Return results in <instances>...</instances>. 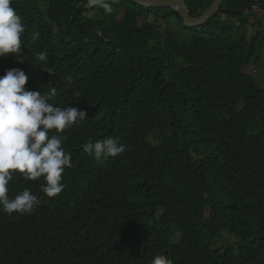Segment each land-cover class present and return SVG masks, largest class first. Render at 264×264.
Here are the masks:
<instances>
[{
	"label": "trees",
	"instance_id": "obj_1",
	"mask_svg": "<svg viewBox=\"0 0 264 264\" xmlns=\"http://www.w3.org/2000/svg\"><path fill=\"white\" fill-rule=\"evenodd\" d=\"M185 1L196 18L214 0ZM105 2L111 13L12 0L25 32L0 76L21 69L26 90L56 88V106L87 116L60 133L72 165L61 194L12 174L8 195L28 188L40 204L0 211V264H264V86L246 72L264 66L253 20L264 1L225 0L227 21L195 28L171 7ZM107 137L126 151L100 161L83 151Z\"/></svg>",
	"mask_w": 264,
	"mask_h": 264
},
{
	"label": "clouds",
	"instance_id": "obj_2",
	"mask_svg": "<svg viewBox=\"0 0 264 264\" xmlns=\"http://www.w3.org/2000/svg\"><path fill=\"white\" fill-rule=\"evenodd\" d=\"M12 0H0V56L21 54V36L25 25ZM89 7L98 6L106 13L112 7L105 0H87ZM47 53L40 52L37 60L44 71L54 74L46 66ZM28 76L21 69H9L0 76V211L8 214H30L40 204L37 195L25 188L11 198L9 181L13 173L23 174L28 180L43 177L41 191L50 198L57 197L66 187L62 175L71 167V155L62 147L66 137L60 135L87 113L79 107H59L53 103L56 88L41 94L26 90ZM53 130L55 134H53ZM83 151L97 161L118 157L126 146L117 139L107 137L83 145ZM151 264H173L166 256H155Z\"/></svg>",
	"mask_w": 264,
	"mask_h": 264
},
{
	"label": "water",
	"instance_id": "obj_3",
	"mask_svg": "<svg viewBox=\"0 0 264 264\" xmlns=\"http://www.w3.org/2000/svg\"><path fill=\"white\" fill-rule=\"evenodd\" d=\"M135 3L143 6V7H160L165 5H174L177 6L179 14L183 18L186 26L188 27H199L205 25L210 18L215 16L218 13L225 12L224 10L220 9V5L223 0H215L212 4L211 8L201 17L193 19L190 15V11L185 5L184 1L178 0H132Z\"/></svg>",
	"mask_w": 264,
	"mask_h": 264
},
{
	"label": "rangeland",
	"instance_id": "obj_4",
	"mask_svg": "<svg viewBox=\"0 0 264 264\" xmlns=\"http://www.w3.org/2000/svg\"><path fill=\"white\" fill-rule=\"evenodd\" d=\"M256 11H257V13H256V16L253 18V20L255 21L256 26L261 25L264 28V10L257 8ZM174 24H176V22H174ZM251 31L254 34V31L252 30V28H251ZM180 39H182V38H180ZM261 39L264 42V35L261 37ZM263 47H264V44H263ZM263 59H264V55H263ZM246 72L248 74H251V75L253 74L254 76H256L258 78L261 86H264V66L263 67L253 66V67H250L249 69H247Z\"/></svg>",
	"mask_w": 264,
	"mask_h": 264
},
{
	"label": "bare ground",
	"instance_id": "obj_5",
	"mask_svg": "<svg viewBox=\"0 0 264 264\" xmlns=\"http://www.w3.org/2000/svg\"><path fill=\"white\" fill-rule=\"evenodd\" d=\"M178 1H179V0H178ZM180 1H184V2H185V5H186L187 8L189 9V7H188V5H187V3H186L185 0H180ZM224 1H225V0L222 1L221 5H220V9H221V10H224L225 12H223V13H218V14H216V15H221V14H223L222 19H223L224 21H227V20H228V15L226 14V11H227V10L224 9V8H222ZM214 2H215V0L213 1V3H214ZM213 3H212V4H213ZM211 6H212V5H211ZM211 6H210L209 8H211ZM160 7H172V8H174V9L179 13V11H178V9H177V6H174V5H165V6H160ZM209 8L205 11V13L209 10ZM189 11H190V9H189ZM205 13H204V14H205ZM224 13H225V14H224ZM204 14H203V15H204ZM190 15H191V11H190ZM203 15H201V16H203ZM216 15H215V16H216ZM180 16H181V15H180ZM201 16H200V17H201ZM215 16H213V17H215ZM191 17H192V16H191ZM213 17H212V18H213ZM192 18H193V17H192ZM196 18H199V17H196ZM196 18H193V19H196ZM212 18H210V20H211ZM210 20H209L206 24H208V23L210 22ZM184 23H185V22H184ZM206 24H205V25H206ZM185 25H186V24H185ZM202 26H203V25H202ZM187 27H188V26H187ZM199 27H201V26H199ZM191 28H195V27H191Z\"/></svg>",
	"mask_w": 264,
	"mask_h": 264
}]
</instances>
